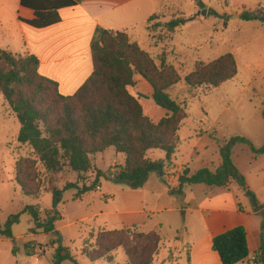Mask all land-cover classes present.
Listing matches in <instances>:
<instances>
[{"label": "rangeland", "instance_id": "1", "mask_svg": "<svg viewBox=\"0 0 264 264\" xmlns=\"http://www.w3.org/2000/svg\"><path fill=\"white\" fill-rule=\"evenodd\" d=\"M114 2L113 7L125 4L119 10L121 15L114 13L115 30L127 33L131 42L148 53L157 66L163 63L173 66L181 78L177 85L168 90L170 97L182 104L186 112V119L179 131L181 144L178 152L172 163L166 164L162 177L153 172L147 186L135 190L111 177L118 171L117 163L123 161L122 156L112 148L93 156L94 168L85 175L84 183H80L76 174L67 169L54 176L39 165L40 188L55 187L62 192L57 199L59 203H56L51 192H42L37 200L31 199L24 196L15 183L16 161L28 155L31 148L18 142L20 124L0 93V222L4 223L10 215L21 212L28 205L35 206L41 220L47 214H53L55 209L62 216L56 223L57 232L46 234L37 228L32 232L31 229H35L32 216L22 214L19 223L13 226V238L0 236V264H54L53 253L57 246L54 243L58 238L69 248L77 264H109L105 261L91 262L81 253L83 240L94 241L90 235H95L101 228L127 226L132 229L135 226L149 232L159 228L162 220L172 228L176 227L179 216L186 218L189 226L195 228L196 213L180 215L176 212H156L188 208L183 200L170 203V196L160 195L162 191L171 187L169 183L183 166L192 173L200 168L215 170L221 164L219 147L223 140L243 136L255 147L264 145V24L239 18L243 12L263 9L264 0ZM153 14L156 16L149 21ZM176 18L191 21L171 32L166 25ZM229 53L234 55L237 63L238 74L235 78L217 88L208 85L190 88L186 84L185 78L197 64H208ZM135 80L136 85L130 88V92L140 99L146 115L153 120L164 117L167 111L155 104L149 84L139 75L135 76ZM233 149L232 159L238 172L248 179L250 190L264 204V173L259 168L261 160L254 157L248 145L238 144ZM147 156L151 160H160L165 159L166 155L161 150H151ZM97 171L105 176L98 179L96 189L78 198L75 196L79 191L77 188L64 190L69 183L77 184L79 188L93 185ZM49 180L54 181L53 186H50ZM236 188L231 192L235 193ZM193 189L189 200L193 210L207 202H219L228 194L223 189L203 184ZM239 195L240 200L249 207L251 201L248 194L241 190ZM129 211L133 214L129 215ZM110 214L118 215L113 217ZM170 231V228L162 231V236L170 237ZM133 232L129 230L130 247L136 242L132 237ZM112 255L115 258L111 264H129L125 249L119 248ZM156 256L151 264H154ZM167 256L161 264L173 259L172 249ZM62 264L75 263L64 261Z\"/></svg>", "mask_w": 264, "mask_h": 264}, {"label": "trees", "instance_id": "2", "mask_svg": "<svg viewBox=\"0 0 264 264\" xmlns=\"http://www.w3.org/2000/svg\"><path fill=\"white\" fill-rule=\"evenodd\" d=\"M81 2L83 0H20L21 6L32 10L35 15L33 20L21 21L37 29L47 28L61 22L58 15L60 10L76 7ZM155 16L152 15L149 21ZM239 18L264 23V8L243 12ZM188 21L191 19L176 18L166 27L172 32ZM90 48L92 74L69 96L60 93L56 81L40 74V62L36 56L0 49V93L20 124L18 142L31 148V152L19 158L15 165V183L26 197L37 200L42 192H51L56 203H59L57 199L61 190L55 187L40 188L39 165L54 176L67 169L76 174L80 183H84L85 175L94 168L93 156L112 148L122 156L123 164L111 177L135 190L146 184L151 173H162L178 152L181 144L179 131L186 119V112L183 105L168 93L181 81L175 68L164 63L157 66L148 53L121 31L98 27ZM237 74L235 57L229 53L208 64H197L185 82L190 88L206 85L217 88ZM136 75L149 84L155 104L167 111L159 120L147 116L140 99L130 92V88L136 85ZM262 117L264 119V104ZM238 144L248 145L256 157L264 155V145L256 148L246 137L235 136L223 140L219 147L220 166L214 171L200 168L193 173L183 166L177 175L178 185L170 193L180 197L186 186L202 184L224 189L232 179L248 194L252 206L261 210L263 223L258 261L264 264V207L233 163L232 150ZM151 150L165 152V159L151 160L147 156ZM102 176L105 175L97 171L93 185L79 188L77 184L69 183L64 190L77 188L79 191L75 196L78 198L96 189V182ZM49 181L53 186L54 181ZM25 213L31 215L35 222L32 232L37 228L46 234L55 233L56 223L62 219L55 209L53 214H47L41 220L35 206L28 205L21 212L10 215L4 223L0 222V236L12 239L13 226ZM129 230L135 231L132 237L136 242L132 247L129 246ZM90 236L94 241L83 240L82 255L91 262L105 261L109 264L115 258L112 253L119 248L126 250L129 264H151L162 243L159 231L144 232L135 227L101 229ZM55 244L54 264L64 261L77 264L69 248L59 238ZM212 250L219 255L222 264L248 261L250 252L246 229L237 226L215 236Z\"/></svg>", "mask_w": 264, "mask_h": 264}, {"label": "crops", "instance_id": "3", "mask_svg": "<svg viewBox=\"0 0 264 264\" xmlns=\"http://www.w3.org/2000/svg\"><path fill=\"white\" fill-rule=\"evenodd\" d=\"M107 1L83 0L76 7L60 10L58 15L61 22L58 24L37 29L21 21V19L33 20L35 15L32 10L22 7L20 0H0V49L14 54L29 53L36 56L40 62V74L56 81L62 95H73L92 74L93 62L90 46L96 29L102 27L116 31V26H114L116 15L114 13L121 15L119 10L125 4L120 3L117 7H113L112 5L116 2L114 0ZM117 1L120 2V0ZM262 126L264 134V125ZM254 157L261 160L259 168L264 173V155L258 157L254 155ZM122 164L123 161L117 163L119 166ZM158 174L162 177V173ZM245 179L249 187L248 179L246 177ZM147 182L143 188L147 186ZM169 184L171 187L164 189L160 195L170 196V203L183 200V203L188 204V208L157 210L156 212H176L180 215L196 213L198 215L197 225L195 228H191L183 216H179L174 228L169 223L160 221L159 228L154 230L160 232L162 244L154 264H158L159 261V264L163 263L171 249L174 252V257L164 264H222L219 255L212 250L213 239L237 226H243L246 229L250 252L248 261L239 264H258L263 223L261 210H256L251 203L248 207V204L240 200L241 189L232 179L227 189H223L228 194H225L219 202L204 203L201 208L196 210L190 208L191 204L189 203L194 186H186L183 196L179 197L170 193L171 189L178 185L177 177ZM234 188H236L235 193L231 192ZM259 203L264 207V204L260 201ZM127 213L133 214L131 211ZM117 215L110 214L113 217ZM126 228L129 227L126 226ZM169 228L172 235L164 238L162 231ZM137 229L143 231L140 228Z\"/></svg>", "mask_w": 264, "mask_h": 264}, {"label": "water", "instance_id": "4", "mask_svg": "<svg viewBox=\"0 0 264 264\" xmlns=\"http://www.w3.org/2000/svg\"><path fill=\"white\" fill-rule=\"evenodd\" d=\"M203 14H205V12Z\"/></svg>", "mask_w": 264, "mask_h": 264}]
</instances>
